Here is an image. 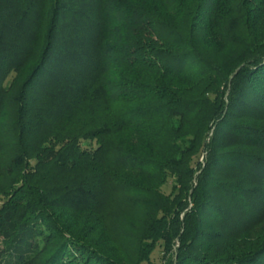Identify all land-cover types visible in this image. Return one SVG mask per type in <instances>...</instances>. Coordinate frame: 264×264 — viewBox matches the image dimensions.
Returning <instances> with one entry per match:
<instances>
[{"label":"trees","instance_id":"obj_1","mask_svg":"<svg viewBox=\"0 0 264 264\" xmlns=\"http://www.w3.org/2000/svg\"><path fill=\"white\" fill-rule=\"evenodd\" d=\"M0 202V264H264V0H0Z\"/></svg>","mask_w":264,"mask_h":264},{"label":"rangeland","instance_id":"obj_2","mask_svg":"<svg viewBox=\"0 0 264 264\" xmlns=\"http://www.w3.org/2000/svg\"><path fill=\"white\" fill-rule=\"evenodd\" d=\"M82 146L83 147H90L89 145V141L83 140L82 141ZM91 147H95V143L92 142ZM198 159V158H197ZM196 159V160H197ZM199 159L202 161L203 160V155L199 157ZM174 184L173 179H171V177L168 179V181L166 182V184L163 186V191L165 193H169L172 189V185ZM1 203V202H0ZM152 261L154 264H163V259H162V248L158 247L152 254Z\"/></svg>","mask_w":264,"mask_h":264}]
</instances>
